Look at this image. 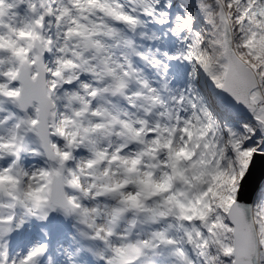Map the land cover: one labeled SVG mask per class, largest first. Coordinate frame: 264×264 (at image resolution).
Segmentation results:
<instances>
[{
	"label": "snow or ice",
	"instance_id": "obj_1",
	"mask_svg": "<svg viewBox=\"0 0 264 264\" xmlns=\"http://www.w3.org/2000/svg\"><path fill=\"white\" fill-rule=\"evenodd\" d=\"M0 264H264V0H0Z\"/></svg>",
	"mask_w": 264,
	"mask_h": 264
}]
</instances>
